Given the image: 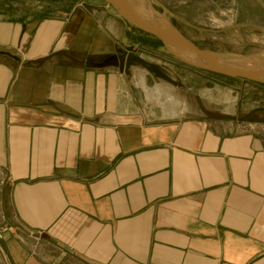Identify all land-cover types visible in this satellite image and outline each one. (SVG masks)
<instances>
[{
	"label": "crops",
	"instance_id": "0c3cea01",
	"mask_svg": "<svg viewBox=\"0 0 264 264\" xmlns=\"http://www.w3.org/2000/svg\"><path fill=\"white\" fill-rule=\"evenodd\" d=\"M148 38L106 0L1 1L0 264H264V100Z\"/></svg>",
	"mask_w": 264,
	"mask_h": 264
},
{
	"label": "rangeland",
	"instance_id": "374dc122",
	"mask_svg": "<svg viewBox=\"0 0 264 264\" xmlns=\"http://www.w3.org/2000/svg\"><path fill=\"white\" fill-rule=\"evenodd\" d=\"M1 1L3 0H0V5ZM146 2L152 14L156 16L154 19H157L156 29L159 31L174 32L200 50L229 54L232 58L224 60L238 62L247 69L252 68L250 62L253 61L264 67V58L260 57L264 52V0H146ZM111 6L123 17L112 4ZM127 22L135 32L140 31L145 37H149L150 60L162 58L166 64L179 65L183 81L196 80L200 86L207 79L217 89L215 95L223 93L241 95L237 90L240 88L244 90L247 98L257 97L264 100V84L194 66L186 61L187 58L182 56L180 58L175 53L173 45H164L154 35L128 20ZM182 52L184 56L189 55L186 51ZM257 64L254 65L259 66ZM189 71L192 73L191 79L187 74ZM193 73H197V78H193ZM262 105L264 107V103ZM248 107L250 105L247 106V121L253 118H261L264 121V111L253 113Z\"/></svg>",
	"mask_w": 264,
	"mask_h": 264
},
{
	"label": "water",
	"instance_id": "95a60500",
	"mask_svg": "<svg viewBox=\"0 0 264 264\" xmlns=\"http://www.w3.org/2000/svg\"><path fill=\"white\" fill-rule=\"evenodd\" d=\"M106 1L112 4L125 19L140 27L141 29L147 31L148 33L154 35L155 37L160 39L164 45L178 46L181 50L188 52L189 55H192L194 61L186 59V61L190 64L216 73L236 76L249 81L264 84V76L262 74L254 70L247 69L241 65L239 67L235 66L234 62L229 61L233 63L232 65H224L220 63L210 64L207 62V60L210 58L214 59L220 57L223 59H229L232 58L231 55L200 50L174 32L172 35L171 32L159 31L158 29H156V27L151 26L150 23H148L141 15L129 8L123 0ZM0 54L9 56L15 60L17 59L16 56H13L9 52L0 51ZM179 57L181 58V56Z\"/></svg>",
	"mask_w": 264,
	"mask_h": 264
},
{
	"label": "bare ground",
	"instance_id": "6f19581e",
	"mask_svg": "<svg viewBox=\"0 0 264 264\" xmlns=\"http://www.w3.org/2000/svg\"><path fill=\"white\" fill-rule=\"evenodd\" d=\"M124 3L131 8L133 11L137 12L139 15H141L148 23H150L151 26L153 27H157V19L155 15H153L152 10L150 9V7L147 5L146 0H123ZM166 32L165 30H161ZM171 34L173 35V32H171ZM173 48L175 50V53L179 56H182L184 58H187L190 61H194V58L192 55H187L184 56V53L182 52V50L178 47V46H174ZM261 58H264V52L261 53L260 55ZM208 63L213 64V63H220V64H224V65H232L233 63L224 60L223 58H210L207 60ZM254 64H257V62L253 61L250 62V65L252 66V68H250L251 70L257 71L258 73L262 74L264 76V67L260 64H257L259 66H256ZM235 66H240L241 64L238 62H234ZM242 66V65H241Z\"/></svg>",
	"mask_w": 264,
	"mask_h": 264
},
{
	"label": "built area",
	"instance_id": "2783aa9c",
	"mask_svg": "<svg viewBox=\"0 0 264 264\" xmlns=\"http://www.w3.org/2000/svg\"><path fill=\"white\" fill-rule=\"evenodd\" d=\"M0 238H1V234H0Z\"/></svg>",
	"mask_w": 264,
	"mask_h": 264
}]
</instances>
